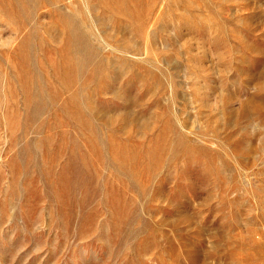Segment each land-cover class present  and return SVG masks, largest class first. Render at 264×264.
Wrapping results in <instances>:
<instances>
[{"label": "rangeland", "instance_id": "374dc122", "mask_svg": "<svg viewBox=\"0 0 264 264\" xmlns=\"http://www.w3.org/2000/svg\"><path fill=\"white\" fill-rule=\"evenodd\" d=\"M0 264H264V0H0Z\"/></svg>", "mask_w": 264, "mask_h": 264}]
</instances>
